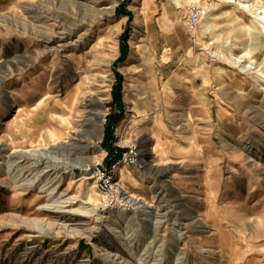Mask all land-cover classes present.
Segmentation results:
<instances>
[{"label":"rangeland","instance_id":"1","mask_svg":"<svg viewBox=\"0 0 264 264\" xmlns=\"http://www.w3.org/2000/svg\"><path fill=\"white\" fill-rule=\"evenodd\" d=\"M205 1L0 0V264H264V8Z\"/></svg>","mask_w":264,"mask_h":264},{"label":"bare ground","instance_id":"2","mask_svg":"<svg viewBox=\"0 0 264 264\" xmlns=\"http://www.w3.org/2000/svg\"><path fill=\"white\" fill-rule=\"evenodd\" d=\"M251 1V7L253 8V12L255 11V12H258V15H256V16H259V14H262V11H264V10H262V8H264V6H262V5H260L259 4V0H250ZM250 1H238V4L240 5V6H242V7H244V8H248V4H245L244 2H246V3H248V2H250ZM262 10V11H261ZM207 18V17H206ZM205 18V19H206ZM204 19V20H205ZM203 20V21H204ZM264 20V19H263ZM203 23V22H202ZM205 27H208V24L205 22ZM49 37V36H48ZM94 100V97L93 96H90L88 99H87V101L90 103L91 101H93ZM88 115L90 114V113H87ZM84 121L85 122H88L89 121V119L88 118H85L84 119ZM67 147H70V151H69V153H74L73 151H76L77 149H78V147L77 146H75L74 144H70L69 146H67ZM53 149H55V148H53ZM18 150V149H17ZM13 154H16V153H18V157H24V158H28V159H32V160H34V162H38V164H39V162H41V161H43V160H46V158H48V156H49V154H48V152L47 151H43V150H31V151H20V150H18V151H16V150H12L11 151ZM12 153H11V155H12ZM137 153H138V156L140 155V153H143L144 155L147 153V151H146V149L145 148H142V150L140 149H138L137 148ZM70 155H72V154H70ZM13 156H15V155H13ZM12 157V156H11ZM137 157V156H136ZM77 158V157H76ZM84 159L86 158V157H83ZM69 159V158H68ZM74 161H76V160H74ZM144 161H146V159H144ZM72 160L70 161V163H69V165H71L72 166ZM143 162V161H142ZM141 162V163H142ZM14 164V163H13ZM77 164V163H76ZM9 167V166H8ZM7 167V168H8ZM44 167H46V166H44ZM47 167H48V165H47ZM9 169V168H8ZM36 172H34V174H35ZM37 174V173H36ZM35 174V175H36ZM39 174V173H38ZM34 175V176H35ZM39 176V175H38ZM87 178H93V176L92 175H87L86 177H85V179H87ZM20 184H23V183H28V184H30V185H32L33 184V180L31 179V178H28V177H25V178H22L21 179V182H19ZM41 187H40V189L41 190H44V191H46L47 193H48V195H52L53 193H54V187H47V185L46 184H42V185H40ZM56 187V186H55ZM52 197H54V196H52ZM126 199H125V202L128 204V205H133L134 206V208L135 209H139V210H141V211H143V213L144 212H149L148 210H147V208H149L150 206H149V204L146 202V201H143L141 198H137V197H134V196H132V195H128V196H126L125 197ZM180 197L179 196H176L175 197V199L176 200H178ZM174 199V200H175ZM54 203V202H53ZM52 204H49V205H45V206H47V207H50ZM177 205V204H176ZM180 205H181V203H180ZM117 213H119V212H117ZM148 214V213H147ZM154 217H156L155 215H154ZM191 221V224L192 223H194V224H196L198 227H202V226H204V222H202L199 218H197L196 216H194L193 217V215H192V219L190 220ZM155 223V222H154ZM153 223V224H154ZM146 249V248H145ZM143 254V253H142Z\"/></svg>","mask_w":264,"mask_h":264},{"label":"trees","instance_id":"3","mask_svg":"<svg viewBox=\"0 0 264 264\" xmlns=\"http://www.w3.org/2000/svg\"><path fill=\"white\" fill-rule=\"evenodd\" d=\"M126 34L125 32L121 35V44H120V49H121V56H120V60L124 59L125 54H126V45H125V39H126ZM115 78H116V83L113 85V94H112V98H113V105H114V110H112L106 117V123L104 126V138H103V142L102 145L104 147V149H106L108 151L109 156L112 155V147H111V140L113 137V130L114 127L118 124V122L120 121V119L122 118V109H123V103L121 101V78L122 76L118 73L115 72ZM106 162H108V160H106Z\"/></svg>","mask_w":264,"mask_h":264},{"label":"built area","instance_id":"4","mask_svg":"<svg viewBox=\"0 0 264 264\" xmlns=\"http://www.w3.org/2000/svg\"><path fill=\"white\" fill-rule=\"evenodd\" d=\"M210 0L202 3V5H189L183 14V24L191 31L196 32L202 27L203 20L211 12ZM96 173V171H95ZM98 176V174H96Z\"/></svg>","mask_w":264,"mask_h":264}]
</instances>
